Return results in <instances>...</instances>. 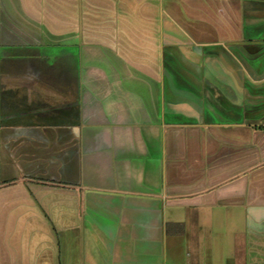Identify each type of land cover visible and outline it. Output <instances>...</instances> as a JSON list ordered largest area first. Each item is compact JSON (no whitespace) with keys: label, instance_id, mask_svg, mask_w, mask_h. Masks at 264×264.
Listing matches in <instances>:
<instances>
[{"label":"crops","instance_id":"obj_1","mask_svg":"<svg viewBox=\"0 0 264 264\" xmlns=\"http://www.w3.org/2000/svg\"><path fill=\"white\" fill-rule=\"evenodd\" d=\"M0 264H264V0H0Z\"/></svg>","mask_w":264,"mask_h":264}]
</instances>
